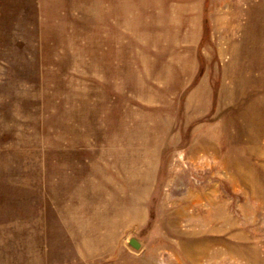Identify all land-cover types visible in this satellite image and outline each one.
<instances>
[{"label": "rangeland", "instance_id": "374dc122", "mask_svg": "<svg viewBox=\"0 0 264 264\" xmlns=\"http://www.w3.org/2000/svg\"><path fill=\"white\" fill-rule=\"evenodd\" d=\"M0 264H264V0H0Z\"/></svg>", "mask_w": 264, "mask_h": 264}, {"label": "water", "instance_id": "95a60500", "mask_svg": "<svg viewBox=\"0 0 264 264\" xmlns=\"http://www.w3.org/2000/svg\"><path fill=\"white\" fill-rule=\"evenodd\" d=\"M129 245H130L131 247H133L134 249H136V250H140L141 247H142L141 242H140L138 239H136V238H132V239H130V241H129Z\"/></svg>", "mask_w": 264, "mask_h": 264}]
</instances>
